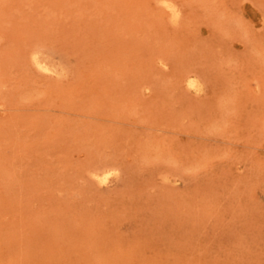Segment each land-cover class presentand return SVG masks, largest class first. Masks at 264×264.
I'll return each instance as SVG.
<instances>
[{"label":"rangeland","instance_id":"obj_1","mask_svg":"<svg viewBox=\"0 0 264 264\" xmlns=\"http://www.w3.org/2000/svg\"><path fill=\"white\" fill-rule=\"evenodd\" d=\"M0 264H264V0H0Z\"/></svg>","mask_w":264,"mask_h":264},{"label":"bare ground","instance_id":"obj_2","mask_svg":"<svg viewBox=\"0 0 264 264\" xmlns=\"http://www.w3.org/2000/svg\"><path fill=\"white\" fill-rule=\"evenodd\" d=\"M168 6H172L171 4L168 3ZM176 7V6H175ZM175 12V11H174ZM181 13V12H180ZM177 16V15H176ZM35 62L38 64V66L42 69H46V70H51L52 67L51 65L49 66L48 64H46L42 59H40L39 57L35 56ZM193 76V75H192ZM196 76V75H195ZM188 78V84L190 86H192L191 88L194 87V89L196 88L197 90L200 89L201 87V82L198 81L197 76L191 77V75H189ZM202 89V88H201ZM110 166V165H109ZM103 167L102 169L99 168V171H95L96 173H94V175H96L99 179L100 182H108L111 180V178L116 174V168L114 167ZM118 173V171H117Z\"/></svg>","mask_w":264,"mask_h":264}]
</instances>
